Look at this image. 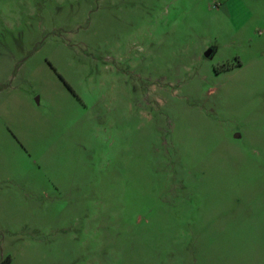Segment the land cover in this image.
<instances>
[{
  "label": "rangeland",
  "instance_id": "obj_1",
  "mask_svg": "<svg viewBox=\"0 0 264 264\" xmlns=\"http://www.w3.org/2000/svg\"><path fill=\"white\" fill-rule=\"evenodd\" d=\"M260 149L264 0H0V264H264Z\"/></svg>",
  "mask_w": 264,
  "mask_h": 264
},
{
  "label": "water",
  "instance_id": "obj_2",
  "mask_svg": "<svg viewBox=\"0 0 264 264\" xmlns=\"http://www.w3.org/2000/svg\"><path fill=\"white\" fill-rule=\"evenodd\" d=\"M212 56H213V50L212 49L205 53V57H207V58H211Z\"/></svg>",
  "mask_w": 264,
  "mask_h": 264
},
{
  "label": "crops",
  "instance_id": "obj_3",
  "mask_svg": "<svg viewBox=\"0 0 264 264\" xmlns=\"http://www.w3.org/2000/svg\"><path fill=\"white\" fill-rule=\"evenodd\" d=\"M212 50H213V56H214V54L215 53H217V51H218V49H215V48H212ZM212 56V57H213ZM260 153H264V149H260V150H258ZM206 152V151H205Z\"/></svg>",
  "mask_w": 264,
  "mask_h": 264
},
{
  "label": "trees",
  "instance_id": "obj_4",
  "mask_svg": "<svg viewBox=\"0 0 264 264\" xmlns=\"http://www.w3.org/2000/svg\"><path fill=\"white\" fill-rule=\"evenodd\" d=\"M3 264H9V261L4 262Z\"/></svg>",
  "mask_w": 264,
  "mask_h": 264
}]
</instances>
